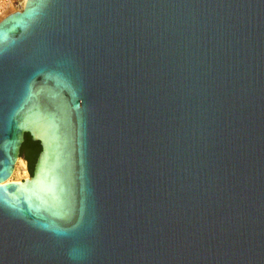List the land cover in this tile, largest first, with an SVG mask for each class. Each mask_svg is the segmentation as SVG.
Masks as SVG:
<instances>
[{"label":"water","instance_id":"water-1","mask_svg":"<svg viewBox=\"0 0 264 264\" xmlns=\"http://www.w3.org/2000/svg\"><path fill=\"white\" fill-rule=\"evenodd\" d=\"M0 264H264V0L1 21Z\"/></svg>","mask_w":264,"mask_h":264},{"label":"rangeland","instance_id":"rangeland-1","mask_svg":"<svg viewBox=\"0 0 264 264\" xmlns=\"http://www.w3.org/2000/svg\"><path fill=\"white\" fill-rule=\"evenodd\" d=\"M27 145L28 146H31L32 143H34V141L27 138ZM33 174H31L30 172V167L27 165V162L25 160V156L24 154H21V159H20V162L19 164L17 165L16 167V172L13 176V181H23L25 179H28L30 177H32Z\"/></svg>","mask_w":264,"mask_h":264},{"label":"flooded vegetation","instance_id":"flooded-vegetation-1","mask_svg":"<svg viewBox=\"0 0 264 264\" xmlns=\"http://www.w3.org/2000/svg\"><path fill=\"white\" fill-rule=\"evenodd\" d=\"M22 150H23L22 154H24V156H25V160L27 162V165L30 167L31 163L35 162L34 160H36V157H37V154L39 153L40 148H39V146L32 143L31 146L24 144V146L22 147ZM36 162L34 163V169H35Z\"/></svg>","mask_w":264,"mask_h":264},{"label":"built area","instance_id":"built-area-1","mask_svg":"<svg viewBox=\"0 0 264 264\" xmlns=\"http://www.w3.org/2000/svg\"><path fill=\"white\" fill-rule=\"evenodd\" d=\"M10 4L12 6H9ZM11 7H13V9H19V7H17L16 0H0V20L10 13L12 10Z\"/></svg>","mask_w":264,"mask_h":264},{"label":"bare ground","instance_id":"bare-ground-1","mask_svg":"<svg viewBox=\"0 0 264 264\" xmlns=\"http://www.w3.org/2000/svg\"><path fill=\"white\" fill-rule=\"evenodd\" d=\"M26 1L27 0H16V4H17V7H19V9L17 10V9H13V7H11V11H10V13L9 14H7L4 18H2L1 20H0V22L1 21H3L5 18H7L9 15H11V14H13V13H17V12H23L24 10H25V4H26ZM9 6H12L11 4L9 5ZM21 159V158H20ZM20 159H18L17 160V163H16V165H15V169H14V172H13V175H12V177L9 179V181L8 182H13V176H14V174H15V172H16V167H17V165L19 164V162H20ZM29 179V178H28ZM24 181V180H23ZM23 181H16V182H23Z\"/></svg>","mask_w":264,"mask_h":264},{"label":"trees","instance_id":"trees-1","mask_svg":"<svg viewBox=\"0 0 264 264\" xmlns=\"http://www.w3.org/2000/svg\"><path fill=\"white\" fill-rule=\"evenodd\" d=\"M27 138H29V139L31 140L30 135H29V134H26V141H25L24 144L27 143V140H28ZM24 144H23V146H24ZM33 144L39 146V148H40L39 153H41L42 148H41L40 143H39V142H34ZM22 153H23V150H22ZM39 153L37 154L36 160H34L35 162L37 161V159H38V157H39V155H40ZM35 162H32L31 165H30V172H31V174H33V172H34V163H35Z\"/></svg>","mask_w":264,"mask_h":264}]
</instances>
